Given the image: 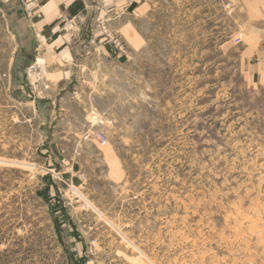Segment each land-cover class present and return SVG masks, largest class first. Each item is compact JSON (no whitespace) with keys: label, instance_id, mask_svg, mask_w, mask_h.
<instances>
[{"label":"rangeland","instance_id":"obj_1","mask_svg":"<svg viewBox=\"0 0 264 264\" xmlns=\"http://www.w3.org/2000/svg\"><path fill=\"white\" fill-rule=\"evenodd\" d=\"M150 2L134 48L107 12L65 22L110 57L52 89L33 5L0 0V264H264V86L241 14Z\"/></svg>","mask_w":264,"mask_h":264},{"label":"crops","instance_id":"obj_2","mask_svg":"<svg viewBox=\"0 0 264 264\" xmlns=\"http://www.w3.org/2000/svg\"><path fill=\"white\" fill-rule=\"evenodd\" d=\"M27 1L33 5L35 16L32 24L40 31L41 43L46 46L45 52L38 53L34 60L39 73L45 76L52 89L62 87L66 80H72V76L77 73L76 66L81 67L79 61L91 60L88 58L90 55L110 57L106 47L90 44L88 37L71 38L61 33L65 22L78 19L75 27L84 30L88 24H95L96 18L107 12L109 23L134 48L143 42L137 20L146 16L152 6L151 0H103L102 10L92 0ZM227 1L241 14L240 19L245 27L240 52L241 60L246 63V74L254 84L264 86V0ZM77 43H87L93 47L88 52L78 49Z\"/></svg>","mask_w":264,"mask_h":264},{"label":"built area","instance_id":"obj_3","mask_svg":"<svg viewBox=\"0 0 264 264\" xmlns=\"http://www.w3.org/2000/svg\"><path fill=\"white\" fill-rule=\"evenodd\" d=\"M104 33H105V37H106L105 39L107 40L108 43H110L111 45H113L115 48H118V49H121L123 47L121 40L117 36L112 34V32L109 29L104 28ZM233 40L237 44L241 43L242 34H238L237 36L234 37ZM95 137L99 141L100 145L106 144L107 138L103 132H101V131L96 132Z\"/></svg>","mask_w":264,"mask_h":264},{"label":"trees","instance_id":"obj_4","mask_svg":"<svg viewBox=\"0 0 264 264\" xmlns=\"http://www.w3.org/2000/svg\"><path fill=\"white\" fill-rule=\"evenodd\" d=\"M45 196H48V189H46V193H45Z\"/></svg>","mask_w":264,"mask_h":264}]
</instances>
